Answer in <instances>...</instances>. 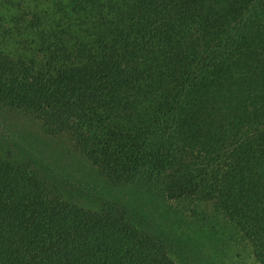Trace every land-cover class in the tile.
<instances>
[{
  "label": "trees",
  "instance_id": "16d2710c",
  "mask_svg": "<svg viewBox=\"0 0 264 264\" xmlns=\"http://www.w3.org/2000/svg\"><path fill=\"white\" fill-rule=\"evenodd\" d=\"M0 108L114 186L216 207L264 264V0H0ZM33 156L0 155V264H212Z\"/></svg>",
  "mask_w": 264,
  "mask_h": 264
},
{
  "label": "rangeland",
  "instance_id": "374dc122",
  "mask_svg": "<svg viewBox=\"0 0 264 264\" xmlns=\"http://www.w3.org/2000/svg\"><path fill=\"white\" fill-rule=\"evenodd\" d=\"M36 151L43 153L44 164L51 162L58 168L54 178L65 182L64 194L82 206L101 210L108 197H117L147 224L194 248L212 264H258L240 229L221 210L170 200L159 189L114 186L76 149L70 136H50L31 117L0 108V155L21 164L35 159ZM183 250L176 249L173 258L185 261Z\"/></svg>",
  "mask_w": 264,
  "mask_h": 264
}]
</instances>
